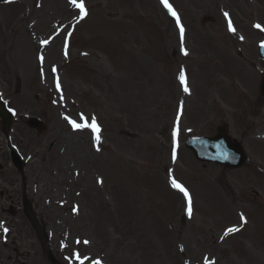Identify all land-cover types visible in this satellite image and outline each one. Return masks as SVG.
Listing matches in <instances>:
<instances>
[{"label":"rangeland","instance_id":"374dc122","mask_svg":"<svg viewBox=\"0 0 264 264\" xmlns=\"http://www.w3.org/2000/svg\"><path fill=\"white\" fill-rule=\"evenodd\" d=\"M86 1L89 15L77 11L74 26L66 0H0V97L18 111L10 139L26 172L41 177L37 207L53 241L69 238L108 264H264V147L250 139L264 135V109L245 116L264 107V0H172L176 17L158 0ZM44 10L53 13L39 28ZM65 23L70 55L59 44L47 62L59 66L68 93L59 98L37 74L36 55L38 39ZM20 115L41 117L47 130L28 128ZM84 115L102 124L98 141L89 128L69 127L67 116ZM219 122L244 133L245 168L200 163L186 148L189 136L213 134ZM0 166L17 172L1 128ZM173 179L193 192L191 214Z\"/></svg>","mask_w":264,"mask_h":264},{"label":"flooded vegetation","instance_id":"af4514ba","mask_svg":"<svg viewBox=\"0 0 264 264\" xmlns=\"http://www.w3.org/2000/svg\"><path fill=\"white\" fill-rule=\"evenodd\" d=\"M0 175H4L0 172ZM15 175V174H12ZM0 211H4L7 207L13 208L16 212H20L23 207V201L25 198V189L28 193V182L26 184L23 181H19L17 176L11 178L0 179ZM22 190L17 187L20 183ZM9 187V189H4ZM30 225L28 223H0V264H35L34 259L37 258V264H42V256L38 258L37 246L39 244L36 239L35 232L32 227L27 228ZM8 228V234H4V229ZM30 239L29 246L26 244V240ZM10 241L8 245L7 241ZM15 242L21 243L20 246H16ZM37 244V245H36ZM24 249H28L27 254L24 253Z\"/></svg>","mask_w":264,"mask_h":264},{"label":"water","instance_id":"95a60500","mask_svg":"<svg viewBox=\"0 0 264 264\" xmlns=\"http://www.w3.org/2000/svg\"><path fill=\"white\" fill-rule=\"evenodd\" d=\"M0 115L4 119V128L6 129L10 122L11 116L1 106H0ZM30 122L32 125H35L37 124L38 120L32 119ZM38 128L40 130H43L44 126L40 125ZM228 140L229 139L226 136V130L224 129L222 130V128H220L219 134L216 137L202 138V140L196 138L191 139L189 141V145L194 149L196 156H199L204 159H214L215 161H217L220 159V155H227L228 153L225 151L223 143H227L228 147L231 148L235 154L241 156L242 155L241 150L235 146H231L227 142ZM17 165L20 168L22 167L20 161L19 162L17 161Z\"/></svg>","mask_w":264,"mask_h":264},{"label":"bare ground","instance_id":"6f19581e","mask_svg":"<svg viewBox=\"0 0 264 264\" xmlns=\"http://www.w3.org/2000/svg\"><path fill=\"white\" fill-rule=\"evenodd\" d=\"M66 3L68 4L69 6V9L72 10L75 14L74 16L72 17L71 19V23L76 26L78 23H79V19L76 17V12H77V7H75L71 2L70 0H66ZM78 3V2H77ZM47 9H50L49 6H47ZM68 12H70L69 10H67ZM53 12H48V10H44L43 14H44V19H40L38 22V27L39 28H43L46 26L47 22H48V16H51ZM46 17V18H45ZM36 23L33 25V27L36 25ZM80 25V24H79ZM78 25V26H79ZM77 26V27H78ZM53 32L56 34V37L50 41V44H48V47L46 48L47 50V57L45 59L44 62H49V61H53L56 57H57V53H56V50L58 49L59 47V44H61V48L65 45H70V39H71V31L70 29H67V24H62V25H54L53 26ZM60 48V49H61ZM56 54V55H55ZM56 68L58 69V67L56 66ZM45 72H47L45 70ZM120 81H125L126 79V76H122L119 78ZM118 79V80H119ZM96 79H94L95 81ZM248 81L249 83L252 85L253 89H255V87L257 86V80L256 78H254L252 75H248ZM63 88V87H62ZM64 96H68V93L65 92L63 94ZM92 124V122H91ZM92 130V128H91ZM63 161L66 162V159L63 158Z\"/></svg>","mask_w":264,"mask_h":264},{"label":"snow or ice","instance_id":"6c2138e0","mask_svg":"<svg viewBox=\"0 0 264 264\" xmlns=\"http://www.w3.org/2000/svg\"><path fill=\"white\" fill-rule=\"evenodd\" d=\"M70 2L79 9L80 11V14H81V18H83V16H85L87 13H86V9L84 7V4H83V0H80L79 3H77V0H70ZM162 2L164 3L165 7H167L169 9L170 12H172V15L175 16L176 13L172 10L171 6L168 4L167 0H162ZM227 16V13L225 14ZM177 22H179L177 20ZM257 28H261L260 25H256ZM229 30L230 31H235L234 28L231 27V23H229ZM264 30V29H262ZM181 36L183 37V28L181 27ZM241 39H243V37H241ZM45 43H47V41H45ZM264 46V45H262ZM185 55H187V52L185 51ZM181 79L183 80V76L181 77ZM185 91H188L187 87H185ZM70 123H72V126L74 129H81V128H84V127H91L92 128V131L93 132H98L99 131V128L98 126L95 124V122L93 121L91 125L89 124H78L76 123L75 121H70ZM96 139L97 141L99 140V136L97 135L96 136ZM172 186L176 189H178L179 191L183 192L184 193V196L185 197H189V194L187 192V190L180 184H178L176 182L175 179L172 180ZM188 211H189V214H191V200H190V197H189V208H188ZM243 219V217H242ZM235 229L233 230H230V231H234ZM5 231H7V229H5ZM77 259H80L79 255L77 254ZM82 264V262H81ZM93 264H100L99 261H95L93 262Z\"/></svg>","mask_w":264,"mask_h":264}]
</instances>
